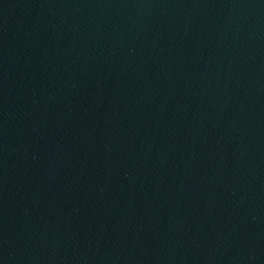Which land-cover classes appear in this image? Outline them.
<instances>
[{"label":"water","instance_id":"1","mask_svg":"<svg viewBox=\"0 0 264 264\" xmlns=\"http://www.w3.org/2000/svg\"><path fill=\"white\" fill-rule=\"evenodd\" d=\"M0 264H264V0H0Z\"/></svg>","mask_w":264,"mask_h":264}]
</instances>
